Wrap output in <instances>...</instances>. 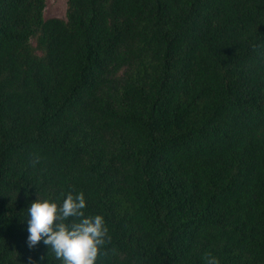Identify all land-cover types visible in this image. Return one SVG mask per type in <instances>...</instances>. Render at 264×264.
I'll return each mask as SVG.
<instances>
[{
    "label": "trees",
    "instance_id": "obj_1",
    "mask_svg": "<svg viewBox=\"0 0 264 264\" xmlns=\"http://www.w3.org/2000/svg\"><path fill=\"white\" fill-rule=\"evenodd\" d=\"M44 4L0 0V264H62L27 209L69 192L96 264H264V0Z\"/></svg>",
    "mask_w": 264,
    "mask_h": 264
},
{
    "label": "clouds",
    "instance_id": "obj_2",
    "mask_svg": "<svg viewBox=\"0 0 264 264\" xmlns=\"http://www.w3.org/2000/svg\"><path fill=\"white\" fill-rule=\"evenodd\" d=\"M40 163L38 154L30 155L29 164L33 168ZM85 207L83 192L76 195L69 192L59 205L37 198L27 209L26 243L29 249L43 241L62 264H96L98 257L107 256L106 245L111 243L112 238L104 217L85 216ZM70 218L71 223H68ZM111 251L115 252V249ZM205 260L206 264H219L211 253L206 254Z\"/></svg>",
    "mask_w": 264,
    "mask_h": 264
},
{
    "label": "rangeland",
    "instance_id": "obj_3",
    "mask_svg": "<svg viewBox=\"0 0 264 264\" xmlns=\"http://www.w3.org/2000/svg\"><path fill=\"white\" fill-rule=\"evenodd\" d=\"M43 16L65 18L67 0H44Z\"/></svg>",
    "mask_w": 264,
    "mask_h": 264
}]
</instances>
